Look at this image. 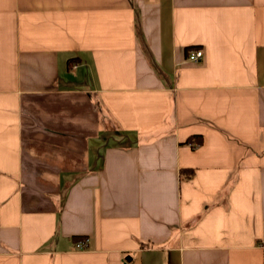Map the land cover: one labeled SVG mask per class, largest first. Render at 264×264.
I'll use <instances>...</instances> for the list:
<instances>
[{
    "label": "crops",
    "instance_id": "1",
    "mask_svg": "<svg viewBox=\"0 0 264 264\" xmlns=\"http://www.w3.org/2000/svg\"><path fill=\"white\" fill-rule=\"evenodd\" d=\"M0 264H264V0H0Z\"/></svg>",
    "mask_w": 264,
    "mask_h": 264
},
{
    "label": "rangeland",
    "instance_id": "2",
    "mask_svg": "<svg viewBox=\"0 0 264 264\" xmlns=\"http://www.w3.org/2000/svg\"><path fill=\"white\" fill-rule=\"evenodd\" d=\"M49 106L43 107V110H39V111H43L40 112V116L41 117H45V120H47L44 125L41 124H32L34 122H36V119L33 118H29L30 113H31V109L30 107H28V109H25V112L27 114V119L25 120V125L27 124V128L25 131V135H26V141H24L25 143V149H41L43 150V148L45 147V149L47 150H51L53 154H58V153H63L65 151L66 148H70V144H69V140H64V138H58L56 139L54 134H44L46 137L45 141L44 139L39 141V136L37 137L35 135H32V138L30 137V134H33L34 131H36L38 129V131H51V130H57V129H64L67 131L66 136H70V133L73 132V135L75 137V133L79 131L80 128V114H83L81 112H86L87 114H92L94 113V102L93 104H88V103H84L83 101L78 100L76 97H71V98H58L57 99H53ZM42 108V107H41ZM33 112V111H32ZM90 112V113H88ZM89 118V121H91L92 116L87 117ZM43 128V129H42ZM42 129V130H41ZM48 130V131H47ZM65 131V132H66ZM69 132V135H68ZM55 133V132H53ZM62 136L65 135L64 131H62ZM45 142L44 145L41 142ZM74 146L73 148L77 149L75 150V152H80L82 144L80 143V137H75L74 140L72 141ZM41 143V144H40ZM72 144V145H73ZM53 157V156H51ZM58 162H62L64 163L65 160H59Z\"/></svg>",
    "mask_w": 264,
    "mask_h": 264
},
{
    "label": "built area",
    "instance_id": "3",
    "mask_svg": "<svg viewBox=\"0 0 264 264\" xmlns=\"http://www.w3.org/2000/svg\"><path fill=\"white\" fill-rule=\"evenodd\" d=\"M187 56L188 60L193 63H198L203 57L202 51L200 49L189 51ZM75 244L76 248L81 249L83 247V244L81 242H76Z\"/></svg>",
    "mask_w": 264,
    "mask_h": 264
},
{
    "label": "trees",
    "instance_id": "4",
    "mask_svg": "<svg viewBox=\"0 0 264 264\" xmlns=\"http://www.w3.org/2000/svg\"><path fill=\"white\" fill-rule=\"evenodd\" d=\"M190 140H191V138L187 139L186 141H187V142H190Z\"/></svg>",
    "mask_w": 264,
    "mask_h": 264
}]
</instances>
